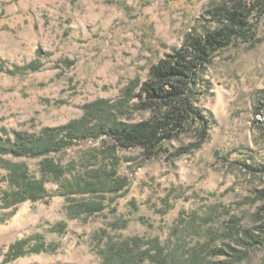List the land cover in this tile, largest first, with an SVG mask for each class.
I'll list each match as a JSON object with an SVG mask.
<instances>
[{"label":"rangeland","instance_id":"1","mask_svg":"<svg viewBox=\"0 0 264 264\" xmlns=\"http://www.w3.org/2000/svg\"><path fill=\"white\" fill-rule=\"evenodd\" d=\"M222 1L0 0V130H6L0 135L61 128L81 119L95 101L115 102ZM255 22L247 37L223 50L207 69L210 92L202 104L212 127L202 147L179 153L192 141L184 136L147 155L106 134H85L49 155L68 168L62 181L49 179L54 195L49 202L8 208L2 199L8 170L2 163L0 264H106L121 242L132 238L141 239L135 251L158 240L181 264H191L194 250L209 264L231 258L236 264H264V246L244 235L245 229L258 233L264 226V199L257 198L264 189V110H257L264 100V13ZM34 60L41 61L39 68L26 69ZM99 114L88 116L91 123ZM140 117L134 113L133 120ZM4 158L40 176L43 158ZM114 164L125 178L118 191L103 184ZM99 201L104 209L92 216L76 208ZM230 220H238L239 233ZM19 238L31 245L43 242L49 250L7 262ZM154 248L152 254L159 251ZM138 262L133 264H153L150 258Z\"/></svg>","mask_w":264,"mask_h":264},{"label":"trees","instance_id":"2","mask_svg":"<svg viewBox=\"0 0 264 264\" xmlns=\"http://www.w3.org/2000/svg\"><path fill=\"white\" fill-rule=\"evenodd\" d=\"M263 13L264 0L218 2L186 33L180 47L152 63L146 78L133 79L115 102L95 101L86 106V114L81 119L61 128H44L40 133L17 130L13 138L0 135V165L7 163L8 170V190L3 192L2 198L4 207H12L25 201L49 202L54 195L49 193L47 183L51 179L56 183L62 181L68 172V168L55 162L49 155L65 150L73 144L74 139L85 134L94 137L106 134L122 146L143 149L147 155L164 151L170 140H178L184 136H189L192 141L188 146L181 147L179 153L202 147L210 138L212 127V119L202 104L210 92L207 69L223 50L236 45L240 38L247 37L256 28L255 20L260 19ZM38 53L40 57L44 54L42 49ZM40 65V60H34L26 65V69L37 70ZM257 110H264V100ZM97 112L100 114L93 124L89 117ZM134 113L141 117L133 120ZM0 131L6 132L4 128ZM7 154L14 157L43 158L40 176L32 174L23 165L7 162L4 158ZM118 172V167L114 164L108 171L109 177L103 181L104 185H111L115 191L125 185V178L120 177ZM257 198L264 199V189L257 194ZM78 207L85 211L86 216H92L102 211L104 204L101 201L81 202L76 205L77 209ZM74 210L73 205L71 212ZM238 223V220L229 222L235 233H239ZM59 225L62 229L66 227L65 223ZM260 230L261 232L253 233L250 229H245L244 235L250 239L251 244L260 243L264 246V226ZM140 241V238H132L121 242L120 252L108 256L106 264H133L148 258L153 264H181L183 261L176 258L175 253H164L158 240L147 242L155 244L146 251H135L134 246H139ZM45 245L43 242L31 245L29 239L19 238L11 244L6 261L29 253L48 251L49 248ZM154 246L159 250L156 254H152ZM229 247L235 250L231 245ZM51 249L55 250V247L51 246ZM230 255L234 256V252ZM189 257L191 264H209L200 251L194 250ZM236 257L244 259V256ZM236 262L231 258L227 264Z\"/></svg>","mask_w":264,"mask_h":264}]
</instances>
